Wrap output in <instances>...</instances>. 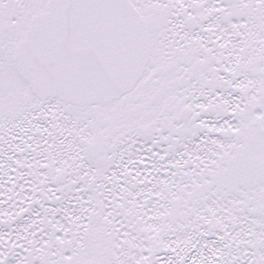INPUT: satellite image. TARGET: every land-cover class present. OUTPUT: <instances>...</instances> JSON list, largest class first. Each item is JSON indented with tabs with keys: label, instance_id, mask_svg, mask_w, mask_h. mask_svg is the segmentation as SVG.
Instances as JSON below:
<instances>
[{
	"label": "snow or ice",
	"instance_id": "6c2138e0",
	"mask_svg": "<svg viewBox=\"0 0 264 264\" xmlns=\"http://www.w3.org/2000/svg\"><path fill=\"white\" fill-rule=\"evenodd\" d=\"M0 264H264V0H0Z\"/></svg>",
	"mask_w": 264,
	"mask_h": 264
}]
</instances>
